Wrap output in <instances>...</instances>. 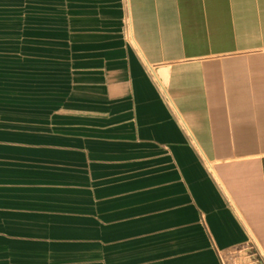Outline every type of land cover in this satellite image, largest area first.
<instances>
[{
    "label": "crops",
    "instance_id": "1",
    "mask_svg": "<svg viewBox=\"0 0 264 264\" xmlns=\"http://www.w3.org/2000/svg\"><path fill=\"white\" fill-rule=\"evenodd\" d=\"M264 258V0H0V264Z\"/></svg>",
    "mask_w": 264,
    "mask_h": 264
},
{
    "label": "rangeland",
    "instance_id": "2",
    "mask_svg": "<svg viewBox=\"0 0 264 264\" xmlns=\"http://www.w3.org/2000/svg\"><path fill=\"white\" fill-rule=\"evenodd\" d=\"M224 259L225 264H264V258L251 241L237 250L227 252Z\"/></svg>",
    "mask_w": 264,
    "mask_h": 264
}]
</instances>
